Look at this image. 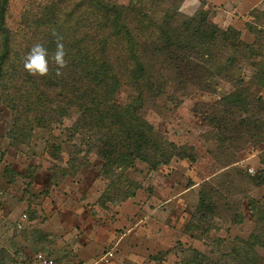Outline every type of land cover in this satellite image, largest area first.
I'll return each instance as SVG.
<instances>
[{"label":"trees","instance_id":"obj_1","mask_svg":"<svg viewBox=\"0 0 264 264\" xmlns=\"http://www.w3.org/2000/svg\"><path fill=\"white\" fill-rule=\"evenodd\" d=\"M182 1L150 0L155 15L150 16L134 2L121 6L110 0H49L36 13H27L25 27L15 34L7 24L9 0H0V106L12 113L11 141L22 145L37 130L46 131L51 157L62 161L64 153L69 155L66 168L53 167L54 184L89 167L87 159L94 155L109 183L100 201L119 205L140 189L126 176L136 162L155 172L174 159L198 161L193 146L178 145L158 132L147 121V110L155 109L169 87L195 86L215 93L210 80L229 83L231 93L215 104L197 106L210 128L206 141L213 143L209 153L220 172L200 185L187 230L208 238L217 229L216 219L243 222L242 203L233 199V192L264 186V168L251 176L237 166L248 145H264V101L252 93L254 87L264 89V32L249 26L255 41L247 43L235 28L223 30L210 21L206 11L195 18L183 16ZM53 33L63 38L67 52L68 64L60 75L51 60L57 43ZM36 43L49 52L50 71L44 77L29 74L23 66ZM247 67L253 70L246 80ZM124 86L133 96L120 105L114 98ZM73 111L77 118L66 129L71 141L64 150L53 133ZM78 136L81 146L73 142ZM260 156L264 165V152ZM242 199L248 200L257 223L250 237H236L232 250L222 252L216 262L188 250L184 264H264L259 252L264 251V207L247 193Z\"/></svg>","mask_w":264,"mask_h":264},{"label":"rangeland","instance_id":"obj_2","mask_svg":"<svg viewBox=\"0 0 264 264\" xmlns=\"http://www.w3.org/2000/svg\"><path fill=\"white\" fill-rule=\"evenodd\" d=\"M129 6L132 2L155 16L150 0H110ZM49 0H9L7 24L13 33L25 27L23 20L28 13H36ZM202 11L208 12L210 21L223 30L235 28L242 39L252 44L255 32H264V0H183L179 13L195 18ZM264 36V35H263ZM252 68L244 71L247 78ZM215 93L203 92L195 86L185 90L175 87L156 102L155 109H148L147 121L154 128L178 145L193 146L198 161L191 163L178 159L167 166L151 171L147 165L136 162L126 176L139 184L136 195L119 205L100 201L108 187L103 175L102 161L88 157L89 167H84L74 177H66L54 184L53 167L66 168L69 155L62 161L51 157L49 132L37 130L25 144L9 139L12 113L0 106V264H18L42 252L70 260H93L106 252L114 253L105 264H184V252L197 250L212 262L219 261L222 252L232 250L236 237L247 240L256 228V220L248 208L243 193L264 207V186L239 188L233 192L234 200H241L243 222L233 224L229 219H216L217 229L208 238L188 231L187 225L198 205L200 185L214 177L220 167L209 150L206 134L210 128L197 113L198 104H215L233 91V87L220 79L209 81ZM252 93L264 101V89L254 87ZM133 96L124 86L114 101L124 105ZM176 99L170 103L168 98ZM77 113L73 111L62 128L55 129L67 150L69 133ZM64 131V132H63ZM55 142V141H51ZM81 146L82 138L73 141ZM264 145H248L238 155V167L254 176L264 168L260 154ZM56 172V171H54ZM58 173V178L59 177ZM241 192L240 194H235ZM221 238L223 242H217ZM221 244V245H219ZM264 256V251L259 250Z\"/></svg>","mask_w":264,"mask_h":264},{"label":"clouds","instance_id":"obj_3","mask_svg":"<svg viewBox=\"0 0 264 264\" xmlns=\"http://www.w3.org/2000/svg\"><path fill=\"white\" fill-rule=\"evenodd\" d=\"M53 35H57L53 33ZM63 38L57 35L56 50L51 56L52 62L57 66V75L61 70L67 67L68 61L65 59L67 52L62 42ZM24 69L33 76L44 77L49 74V52L47 48L40 43L34 44L23 61Z\"/></svg>","mask_w":264,"mask_h":264},{"label":"built area","instance_id":"obj_4","mask_svg":"<svg viewBox=\"0 0 264 264\" xmlns=\"http://www.w3.org/2000/svg\"><path fill=\"white\" fill-rule=\"evenodd\" d=\"M112 251L106 252L102 257L93 260H70L64 258H55L48 254L38 252L26 260L19 261L18 264H105L113 259Z\"/></svg>","mask_w":264,"mask_h":264},{"label":"crops","instance_id":"obj_5","mask_svg":"<svg viewBox=\"0 0 264 264\" xmlns=\"http://www.w3.org/2000/svg\"><path fill=\"white\" fill-rule=\"evenodd\" d=\"M53 257H55V258H59V257H56V256H53ZM85 260V259H84Z\"/></svg>","mask_w":264,"mask_h":264}]
</instances>
